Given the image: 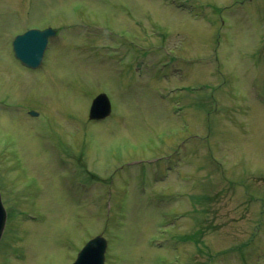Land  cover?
Returning a JSON list of instances; mask_svg holds the SVG:
<instances>
[{
    "label": "rangeland",
    "instance_id": "rangeland-1",
    "mask_svg": "<svg viewBox=\"0 0 264 264\" xmlns=\"http://www.w3.org/2000/svg\"><path fill=\"white\" fill-rule=\"evenodd\" d=\"M0 184V264H264V0H0Z\"/></svg>",
    "mask_w": 264,
    "mask_h": 264
},
{
    "label": "water",
    "instance_id": "water-1",
    "mask_svg": "<svg viewBox=\"0 0 264 264\" xmlns=\"http://www.w3.org/2000/svg\"><path fill=\"white\" fill-rule=\"evenodd\" d=\"M56 32L51 29L43 31L30 30L23 35L16 37L14 51L23 64L31 68H37L43 59L45 49L50 37ZM111 113V104L105 94L99 95L92 104L90 118L104 119ZM6 224V212L0 195V239ZM107 242L102 237L90 241L80 254L74 264H104Z\"/></svg>",
    "mask_w": 264,
    "mask_h": 264
},
{
    "label": "flooded vegetation",
    "instance_id": "flooded-vegetation-1",
    "mask_svg": "<svg viewBox=\"0 0 264 264\" xmlns=\"http://www.w3.org/2000/svg\"><path fill=\"white\" fill-rule=\"evenodd\" d=\"M6 192V191H5Z\"/></svg>",
    "mask_w": 264,
    "mask_h": 264
}]
</instances>
